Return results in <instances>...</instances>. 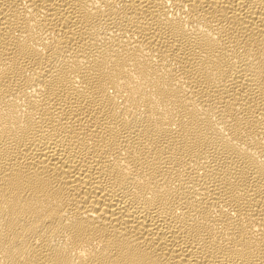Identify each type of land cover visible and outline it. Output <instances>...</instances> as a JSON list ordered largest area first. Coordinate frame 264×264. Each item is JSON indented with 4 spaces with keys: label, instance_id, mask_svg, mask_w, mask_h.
Segmentation results:
<instances>
[{
    "label": "bare ground",
    "instance_id": "bare-ground-1",
    "mask_svg": "<svg viewBox=\"0 0 264 264\" xmlns=\"http://www.w3.org/2000/svg\"><path fill=\"white\" fill-rule=\"evenodd\" d=\"M0 264H264V0H0Z\"/></svg>",
    "mask_w": 264,
    "mask_h": 264
}]
</instances>
